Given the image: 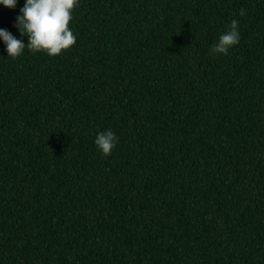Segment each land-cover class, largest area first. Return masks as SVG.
<instances>
[{
    "label": "trees",
    "instance_id": "1",
    "mask_svg": "<svg viewBox=\"0 0 264 264\" xmlns=\"http://www.w3.org/2000/svg\"><path fill=\"white\" fill-rule=\"evenodd\" d=\"M0 264H264V0H0Z\"/></svg>",
    "mask_w": 264,
    "mask_h": 264
}]
</instances>
